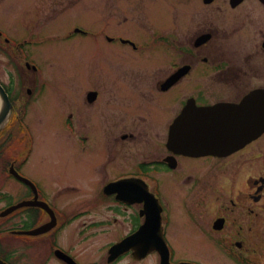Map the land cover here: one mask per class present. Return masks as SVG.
<instances>
[{
    "label": "flooded vegetation",
    "instance_id": "1",
    "mask_svg": "<svg viewBox=\"0 0 264 264\" xmlns=\"http://www.w3.org/2000/svg\"><path fill=\"white\" fill-rule=\"evenodd\" d=\"M80 1L51 0L50 5L38 11L31 9L35 14L32 29L49 27ZM27 2L0 0V11L4 10L0 13L14 12L20 4L27 6ZM160 5L164 7L159 13L153 11L151 4L136 7L133 13L119 9L118 37L105 36L111 44L120 46L117 63L125 71L115 72L110 87H104L109 84L107 76L86 73L87 88L71 104V112L65 118L76 152L83 154L90 147L92 133L99 139L103 158L89 167L92 191L82 201L57 206L32 181L37 200L47 203L54 217L53 220L42 207L21 209L19 217L32 226L18 228L19 231L52 225L44 234L21 236L46 246L37 264H48L50 260L68 264L56 254L58 250L77 264H109V247L137 232L147 216L158 218L156 228L166 241L169 264H203L174 251L172 239L188 237L179 229L198 233L200 240H211L220 249L221 255H217L229 264H264V134L233 152L190 154L176 146V142L192 141V137L188 138L192 131L202 135L197 130L198 121L190 118L203 109L215 110L203 121L210 126L230 124L231 110L244 102H248L249 112L262 118L264 0H165ZM38 12L44 16L39 18ZM142 15L147 16L141 18ZM96 35L95 30L74 26L66 35L43 40L56 38L70 42L75 37ZM32 43L33 39L13 38L0 28V52L14 69L7 82L0 79V84L14 112L20 107L26 111L30 102L41 97L48 81L54 79L29 58L26 47ZM130 55L136 58L130 59ZM122 59L124 63L120 62ZM140 61L144 64H139ZM19 64L23 65V71H16ZM130 67L146 71L138 73ZM171 96L165 103L164 98ZM156 112L158 118L153 116ZM81 122L87 128L83 135L77 134ZM202 140L203 136L197 143ZM187 161L197 162L198 169L188 167ZM162 181L170 184L171 196L164 192ZM79 187L84 188L74 182L61 190L74 194L79 192ZM25 188L28 194L24 200H33L35 195ZM172 200L183 208L187 226L172 222L169 207ZM80 218H83L84 234L90 232V237L98 229L105 231L117 224L119 228L127 225L128 231L95 250V259L85 263L74 253L70 242L63 247L55 239ZM13 232L10 231L12 235ZM131 254L130 251L125 256ZM149 256H154L156 264H160L157 251Z\"/></svg>",
    "mask_w": 264,
    "mask_h": 264
},
{
    "label": "rangeland",
    "instance_id": "2",
    "mask_svg": "<svg viewBox=\"0 0 264 264\" xmlns=\"http://www.w3.org/2000/svg\"><path fill=\"white\" fill-rule=\"evenodd\" d=\"M50 1L29 0L27 6L20 4V7L16 8L14 12L5 11V14L0 13V28L13 38L33 39L32 45L26 47V53L29 58L31 57L39 65L41 71L47 72L49 77H54V79L48 81L49 85L47 84L44 88L41 97L30 102V105L26 108L24 123L32 140H29L28 136L15 129V126H11L5 133L0 134V213L6 206L18 203L28 194L23 185L11 178L7 169L14 158L18 163L22 162L30 148L31 154L26 164L22 166L21 171L24 176L26 175L27 178L44 189L48 195L46 198L54 205L64 206L69 201H82L86 198V194L92 191L89 189L92 179V172L89 167L96 165L103 158L100 153L99 139L92 133L90 147L83 154L79 151L76 152V149H72L74 145L71 143L72 139L69 136L72 134L64 122L66 121L65 118L71 112V104L87 88L86 73L91 72L92 75L95 74L101 77L107 76L109 84L104 87H110L115 72L121 69L117 63L120 46L111 44L105 36L118 37L119 9H124L123 13H133L134 8H143L145 5L151 4L153 11L159 13L164 7L160 4L165 0H81L73 9L65 13L61 19L54 21L49 27L38 26L32 29L35 23H33L35 14L32 13L31 9L38 11L41 7L50 5ZM22 4L25 5L23 2ZM171 7H174V2H171ZM2 11L4 10L0 12ZM38 13L39 18L44 16L43 13ZM145 16L147 15H142L141 18ZM47 17L49 18V15ZM74 26L95 30L97 35L90 38L75 37L70 42H63L56 38L43 40L44 37L48 36L66 35L67 31ZM1 52L0 79L7 82L9 73H13L14 69L6 63V58ZM133 58H136V56L130 55V59ZM124 61L122 59L120 62L124 63ZM139 64L143 65L144 63L140 61ZM157 64L163 65V63ZM22 66V64H19L16 71H23L21 70L23 69ZM130 70L138 71V73L146 71L143 68L138 70L136 67H130ZM109 74H112V76ZM21 95L24 96V91L21 92ZM170 99H172V96L164 98V102L166 103ZM75 107H78V105ZM158 115V112L153 113L155 118H158ZM159 117H163V115ZM78 125L77 134L83 135L87 128H83L82 122ZM74 153H76L75 158ZM185 164L188 167H193L194 171L198 169L196 168L198 166L197 162L187 161ZM111 172L113 171H109V173ZM74 182L79 185L82 184L84 188L79 187V192L74 194H70L73 192L65 193L61 190V188L72 185ZM161 186L168 197L171 196L172 188L169 187L170 184L162 181ZM74 206L73 203L72 207ZM169 207L171 219L174 220L172 222L187 226L183 208L175 200L169 202ZM20 214L0 218V259L8 262L12 259L17 264H37L41 254L45 253L46 246L37 242L36 239L32 240L30 237L5 233L6 230L19 226H21L19 228L32 226L28 221H22L19 217ZM82 222L83 218L73 221L55 239L63 247L70 242L74 253L85 263L95 259V250L111 244L120 235L126 234L128 231L127 225L119 228V224H117L108 226L105 231L98 229L95 236L90 237V232L84 234ZM119 229L121 232H119ZM179 232L181 234L185 233L188 237L174 238L171 244L174 251L181 257L194 258L202 261L203 264H229L217 255L220 254V249L211 240H200L199 234L193 231L190 234L189 230L179 229ZM68 237L71 239H68ZM48 264H57V262L50 260ZM116 264H156V258L149 256L143 261H135L126 256Z\"/></svg>",
    "mask_w": 264,
    "mask_h": 264
},
{
    "label": "water",
    "instance_id": "3",
    "mask_svg": "<svg viewBox=\"0 0 264 264\" xmlns=\"http://www.w3.org/2000/svg\"><path fill=\"white\" fill-rule=\"evenodd\" d=\"M11 104L8 100L7 94L0 85V131L5 127L8 117L11 114ZM248 102H244L239 106L234 107L231 110V123L226 125L223 123L212 126L205 125L203 122L207 116L215 113L214 109H203L197 111L195 117L190 118L197 120V130L202 132H191L188 138L192 137V141L188 143L176 142V146L187 151L190 154L198 153H214L219 150H230L234 151L245 144L249 143L253 139L257 138L262 132H264V110L262 111V118L255 117L254 112H249ZM251 114V115H250ZM181 120H186L185 116ZM203 123H202V122ZM203 136V140L197 143V140ZM10 174L18 180L30 184L26 179L19 176L13 167L9 170ZM23 206H44L37 202H21L9 209L3 211L0 216L3 217L9 212L14 211ZM156 220L151 219L147 216L144 225L140 230L129 238L124 239L118 244L113 245L109 250V261H113L117 257L132 250V256L134 259L140 260L144 258L148 253L152 251H158L161 257V264H167V249L164 244V240L161 238L159 230L156 228L158 223ZM47 227H41L30 232H26L29 235H37L45 232ZM65 259H69L67 256L62 255ZM69 263L74 264L72 260ZM0 264H6L0 260Z\"/></svg>",
    "mask_w": 264,
    "mask_h": 264
},
{
    "label": "trees",
    "instance_id": "4",
    "mask_svg": "<svg viewBox=\"0 0 264 264\" xmlns=\"http://www.w3.org/2000/svg\"><path fill=\"white\" fill-rule=\"evenodd\" d=\"M11 126H15V129L19 130V126L15 123V124H11L8 127H6V129L2 132V134L5 133Z\"/></svg>",
    "mask_w": 264,
    "mask_h": 264
}]
</instances>
